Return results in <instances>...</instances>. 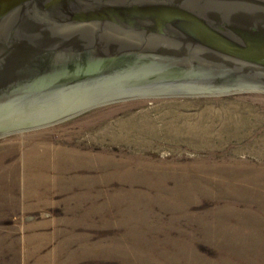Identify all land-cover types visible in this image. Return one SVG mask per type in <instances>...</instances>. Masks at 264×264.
Returning a JSON list of instances; mask_svg holds the SVG:
<instances>
[{
	"label": "rangeland",
	"instance_id": "rangeland-1",
	"mask_svg": "<svg viewBox=\"0 0 264 264\" xmlns=\"http://www.w3.org/2000/svg\"><path fill=\"white\" fill-rule=\"evenodd\" d=\"M236 221L264 227L263 89L112 99L0 134V264H264L213 243Z\"/></svg>",
	"mask_w": 264,
	"mask_h": 264
},
{
	"label": "water",
	"instance_id": "water-1",
	"mask_svg": "<svg viewBox=\"0 0 264 264\" xmlns=\"http://www.w3.org/2000/svg\"><path fill=\"white\" fill-rule=\"evenodd\" d=\"M264 90V0H0V134L112 99Z\"/></svg>",
	"mask_w": 264,
	"mask_h": 264
},
{
	"label": "crops",
	"instance_id": "crops-1",
	"mask_svg": "<svg viewBox=\"0 0 264 264\" xmlns=\"http://www.w3.org/2000/svg\"><path fill=\"white\" fill-rule=\"evenodd\" d=\"M219 235H213L215 244L221 245V251L225 254H233L237 256L240 252H248V254L264 253V227L255 226L253 223L247 222L242 224L238 221L227 222L219 228ZM263 244V247L260 246Z\"/></svg>",
	"mask_w": 264,
	"mask_h": 264
}]
</instances>
